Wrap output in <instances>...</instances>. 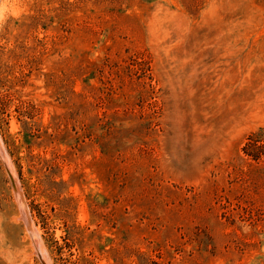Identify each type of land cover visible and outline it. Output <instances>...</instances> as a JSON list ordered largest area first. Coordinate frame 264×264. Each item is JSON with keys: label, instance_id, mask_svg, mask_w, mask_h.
Segmentation results:
<instances>
[{"label": "rangeland", "instance_id": "374dc122", "mask_svg": "<svg viewBox=\"0 0 264 264\" xmlns=\"http://www.w3.org/2000/svg\"><path fill=\"white\" fill-rule=\"evenodd\" d=\"M0 7V264H264V0Z\"/></svg>", "mask_w": 264, "mask_h": 264}, {"label": "bare ground", "instance_id": "6f19581e", "mask_svg": "<svg viewBox=\"0 0 264 264\" xmlns=\"http://www.w3.org/2000/svg\"><path fill=\"white\" fill-rule=\"evenodd\" d=\"M1 8V7H0ZM2 8H4V7H2ZM1 8V9H2ZM3 10V9H2ZM0 14H1V10H0ZM0 17H1V15H0ZM0 145H1V143H0ZM2 146V145H1ZM9 161V160H8ZM9 166H10V168H9V170H10V172H11V175H12V177L14 178V180H15V182H16V178H15V176H14V174H15V172H14V170H13V168L11 167V165H10V163H9ZM17 182H18V180H17ZM17 182H16V184H17ZM14 193H15V195H16V197H17V201H18V204H19V208H20V212H21V216H22V218L24 219V221H27V214H26V212H25V210H24V203H23V201H22V199H21V197L18 195L17 196V194H16V188H14ZM30 221V220H29ZM32 224V223H31ZM26 228L29 230V233L30 234H32V235H34V238L32 239V243H33V246H34V248H35V250H36V252L38 253L39 251V253L41 254V256H42V259L44 260V262L45 263H47V264H49V260H48V257L49 256H47V254H46V250H43V248H42V244L41 245H39V239H38V236L36 235V230H33V228H28L27 226H26ZM51 263V262H50Z\"/></svg>", "mask_w": 264, "mask_h": 264}, {"label": "water", "instance_id": "95a60500", "mask_svg": "<svg viewBox=\"0 0 264 264\" xmlns=\"http://www.w3.org/2000/svg\"><path fill=\"white\" fill-rule=\"evenodd\" d=\"M0 157L2 158L3 163H4L5 167H6V171H7V174L9 176V179H10L11 185L13 187V190H14V188H16V194L20 196V193H18L17 184H16L14 178L12 177L11 172H10V170L8 168L7 161H6V156H5V151H4V149H3V147L1 145H0ZM24 222L28 223V219H27V221H24ZM41 261H42L43 264H47V263L44 262L43 259H41Z\"/></svg>", "mask_w": 264, "mask_h": 264}]
</instances>
